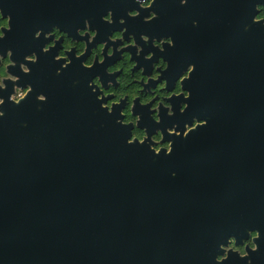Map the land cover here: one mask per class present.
<instances>
[{
    "label": "water",
    "instance_id": "obj_1",
    "mask_svg": "<svg viewBox=\"0 0 264 264\" xmlns=\"http://www.w3.org/2000/svg\"><path fill=\"white\" fill-rule=\"evenodd\" d=\"M157 0H154L156 3ZM153 3V4H154ZM264 54L241 96L175 136L171 159L127 144L125 126L50 129L0 117V264H215L256 230L264 264Z\"/></svg>",
    "mask_w": 264,
    "mask_h": 264
},
{
    "label": "flooded vegetation",
    "instance_id": "obj_2",
    "mask_svg": "<svg viewBox=\"0 0 264 264\" xmlns=\"http://www.w3.org/2000/svg\"><path fill=\"white\" fill-rule=\"evenodd\" d=\"M256 3H264V0H187L183 6L179 0H157L147 10L140 9L134 0H0V10L11 16V31L0 40V55L11 49V59L16 67H10L9 72L19 77L20 87L30 85L32 88L29 95L16 105L8 101L13 85L5 81L7 90L0 92L5 103L0 106V111L5 114L10 106L15 105L18 107V122L31 121L36 127L37 121H45L51 130L63 128L64 123L66 127L69 123H77L81 128H97L100 125L97 126L96 122L115 123L122 119L119 113L124 102L114 106L113 112L108 114L100 108L105 101L96 99L98 91L93 93L88 87V82L97 75L104 82L114 81V75H106L104 69L115 63L120 54L114 53L108 58L105 50L104 64H95L91 69L82 68L81 62L96 43L106 40L113 31L125 28L124 39L133 34L142 52L140 57H136L135 48L125 50L137 60L138 67L144 68L145 75L151 73V65L157 57L167 61L168 68L162 72L161 79L167 80L168 91L173 89L176 79L187 66L194 65L190 78L182 82L183 89L190 93L189 99L179 96L168 100L173 107V116H167L161 107V122L156 124L150 118L148 106L141 107L138 101L135 102L134 114L141 116L139 127L145 128L149 137L160 129L164 140L173 142L176 135H169L165 129L175 126V130L183 135L185 124L190 125L193 118H207L203 112L214 101L227 103L233 90L239 99L246 81L252 79L253 83L257 78L260 57L264 54V28L251 22L256 14ZM133 9L139 11V16L130 18L127 12ZM109 10L113 20L110 25L101 20ZM150 12H155L156 18L144 23L143 17ZM119 19L125 23H118ZM85 20L97 31V37L88 44V51L79 59L74 57V50L68 53L71 64L60 69L57 75L63 61L55 62L53 57L61 42H57L48 53H43L41 48L47 43L44 33L55 26L73 39H81L77 36V29L83 28ZM37 30H41V36L34 39L33 34ZM141 34L149 37L147 45L140 40ZM162 37H170L174 47L164 45L163 52L152 47L151 41ZM83 39L87 40V37ZM119 43L117 41L111 46L115 48ZM148 52H152L153 57L146 61L143 57ZM32 53L38 59L34 64L27 63L31 71L25 75L19 70V64L25 62L24 56ZM157 82L150 81L146 89L154 87ZM39 94L46 96V102L36 100ZM181 103L188 105L183 113L179 111ZM125 128L130 135L131 125ZM149 143L146 141L144 144L149 148ZM160 155L171 159V154L165 155L163 151Z\"/></svg>",
    "mask_w": 264,
    "mask_h": 264
},
{
    "label": "clouds",
    "instance_id": "obj_3",
    "mask_svg": "<svg viewBox=\"0 0 264 264\" xmlns=\"http://www.w3.org/2000/svg\"><path fill=\"white\" fill-rule=\"evenodd\" d=\"M134 2L139 6L140 9H149L154 0H134ZM181 6L187 3V0H179ZM255 15L252 16L251 22L253 24H259L264 28V3L255 4ZM127 16L130 18H135L139 16V11L133 9L127 12ZM156 18L155 12H150L147 16L143 17V22L148 23ZM101 20L107 24H112V12L109 10L105 15L101 17ZM118 23L124 24L123 19H119ZM196 22L193 21V24ZM11 31V16L5 15L2 10H0V40L5 39L6 33ZM127 29L122 28L117 31H113L107 36V39L96 43L90 50V54L87 55L86 59L82 60L81 67L84 69H91L95 64H104L105 62V50L106 56L108 58L113 57L114 53H119L120 58L116 60L115 63L108 65L104 72L108 76L114 75V81L108 80L106 82L102 81L100 76H94L89 82L88 87L93 93L98 91L96 99L98 101H105L100 104V108L106 110L108 114H111L114 110V106H119L121 102H124V107L120 110L119 115L123 117L118 119L115 123L121 126L131 125L130 135L126 141L127 144L131 145L133 143H138L143 145L146 141H150L149 150L156 155H159L161 151L165 155H169L172 152V142L164 140V133L160 129H156L155 132L149 137L147 130L145 128L139 127V122L141 116L139 114H134V108L138 101L141 107L148 106V112L150 113L151 120L159 124L160 121V109L166 110L167 116L171 117L174 115L173 107L168 100L172 97L183 96L185 100L189 99L190 93L184 90L182 87V82L190 78V74L194 71V65L189 64L185 71H183L179 77L176 79L174 87L171 91L167 90V80L161 79V74L168 68V63L162 57H157L156 61L151 65V73L149 75L144 74V68L138 67L137 60L132 58V54L125 49L130 47L135 48L136 57H140L142 52V47L136 43L135 36L129 34L127 39H124V33ZM98 33L96 30L90 27L89 21L85 20L83 22V28L77 29V36L81 39H73L67 33L61 31L58 27L53 26L50 31L44 33V39L47 41L41 48L43 53H48L53 49L57 42L60 43V47L53 57L55 62L63 61L60 68L57 69V75L60 74V69L67 68L71 64V59L68 53L73 52L74 57L79 59L84 56L88 51V44L93 43L94 39L97 37ZM41 36V30H37L33 34L34 39H38ZM87 40H84V37ZM140 40L147 45L149 42V37L147 35H140ZM117 41L120 43L113 48L111 44H115ZM152 47L158 49L159 51H164V45L168 47H174V43L170 37H162L159 40L153 39L151 41ZM12 51L7 50L4 54L0 55V92L7 90V85L5 81L11 82L13 87L11 94L8 96V101L19 105L32 91L30 85L20 87L18 85L19 77L13 75L9 72L10 67H16L15 61L11 59ZM153 57L152 52H148L143 59L151 60ZM24 63L19 64V70L25 75L30 74V68L27 63H36L37 55L32 53L30 55L24 56ZM118 75H115L117 74ZM157 82L154 87H147L149 82ZM106 83V87L104 84ZM111 97L110 99H107ZM36 100L44 103L47 98L43 94L36 96ZM5 103L4 99L0 97V106ZM188 105L186 103H181L179 111L183 113L187 109ZM4 116V112L0 111V117ZM205 120H197L193 118L190 125L185 124L183 136L187 137L190 132L195 130L197 127L205 126ZM169 135L180 136L181 133L175 130V126L165 129ZM260 238V233L256 230H251L248 232L247 239L242 240L240 244H237L235 237H228L226 244H221L220 250L222 255H217L215 257V264H222L228 258V254L235 253L239 258L245 259L249 256V251L256 252L258 250V245L255 243L257 239ZM247 264H251L248 260Z\"/></svg>",
    "mask_w": 264,
    "mask_h": 264
}]
</instances>
